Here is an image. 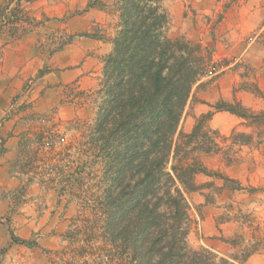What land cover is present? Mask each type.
I'll return each mask as SVG.
<instances>
[{"label": "rangeland", "instance_id": "1", "mask_svg": "<svg viewBox=\"0 0 264 264\" xmlns=\"http://www.w3.org/2000/svg\"><path fill=\"white\" fill-rule=\"evenodd\" d=\"M230 2L164 0L163 4L169 17L168 37L201 44L219 71L194 87L176 139L180 133L192 132L196 119L209 112H214L209 128L228 138L217 139L220 151L197 155L216 175H196L194 182L200 189L186 193L191 206L187 243L193 250L206 249L238 264H264V123L253 124L215 110L220 102L236 100L256 114H264V100L254 92L264 94V0ZM7 4L4 16L16 10L22 21L11 23L0 17V44L6 37L37 32L40 43H47L42 45L45 53L66 45H73L75 54L87 50L85 61L89 63L81 83L45 89L42 112L33 111L36 101L31 97L15 106L22 114L9 168L19 187L9 193L11 204L5 217L18 239L24 240L18 237L22 234L28 238L24 241L36 243H17L22 256L18 260L74 264L75 250L87 246L85 227L102 218L96 208L103 199V164L88 138L96 120V92L102 87L104 61L112 53L119 16L113 0L0 2V6ZM91 11L96 14L89 16ZM87 40H101L102 44H69ZM234 132L251 141L232 143ZM219 176L232 181L225 184ZM20 217L34 221L18 225ZM100 236L97 232L88 240L106 247Z\"/></svg>", "mask_w": 264, "mask_h": 264}, {"label": "trees", "instance_id": "2", "mask_svg": "<svg viewBox=\"0 0 264 264\" xmlns=\"http://www.w3.org/2000/svg\"><path fill=\"white\" fill-rule=\"evenodd\" d=\"M113 1L118 31L104 61L96 120L88 138L103 164V199L96 208L102 218L85 227L87 246L75 250L74 264H238L206 249L193 250L187 243L191 206L186 193L200 189L196 175H216L197 155L220 151L218 138L228 141L208 126L214 112L198 117L192 132L176 139L194 87L219 72L212 56L201 44L168 37L164 0ZM9 6H0V17L22 21L16 10L4 16ZM254 92L264 100V94ZM215 110L264 123V114L236 100L220 102ZM245 137L234 132L230 139L234 144L251 141ZM219 177L225 184L232 181ZM9 232L14 243L36 244ZM97 232L106 247L88 240Z\"/></svg>", "mask_w": 264, "mask_h": 264}, {"label": "crops", "instance_id": "3", "mask_svg": "<svg viewBox=\"0 0 264 264\" xmlns=\"http://www.w3.org/2000/svg\"><path fill=\"white\" fill-rule=\"evenodd\" d=\"M91 13L93 11L87 14L89 16L96 14ZM94 25H88L87 29L91 30ZM34 33L21 38L6 37L4 44H0V140L4 141L0 143V264H27V260L17 259V257L22 258L18 255L21 250L17 243L13 242L9 232L10 229L13 231L14 227L9 226L5 219L11 204L9 193L19 187L9 168V162L15 149L13 141L20 127L18 119L22 114V111L15 110V106L17 107L19 102L23 103L31 97L33 102L36 101L33 111L42 112V103L47 98L43 95L44 90L72 82L81 83L89 63L85 61L87 50H78L75 54L76 50L73 45H66L61 50L45 53L42 45L47 43H40L39 35L37 32ZM69 44L97 46L102 43L101 40L98 42L87 40ZM45 69L47 72L41 75ZM16 220L21 221L18 225L22 226L23 224L31 225L34 221L29 217H20ZM24 231L25 229L21 230V232ZM16 233L14 231V235L17 236ZM19 235L21 239H28L22 234ZM13 258H15L14 261Z\"/></svg>", "mask_w": 264, "mask_h": 264}, {"label": "built area", "instance_id": "4", "mask_svg": "<svg viewBox=\"0 0 264 264\" xmlns=\"http://www.w3.org/2000/svg\"><path fill=\"white\" fill-rule=\"evenodd\" d=\"M0 143H2L1 140H0Z\"/></svg>", "mask_w": 264, "mask_h": 264}]
</instances>
